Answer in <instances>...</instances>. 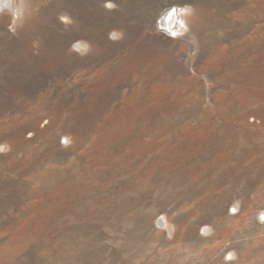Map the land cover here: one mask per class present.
Instances as JSON below:
<instances>
[{
  "label": "rangeland",
  "instance_id": "374dc122",
  "mask_svg": "<svg viewBox=\"0 0 264 264\" xmlns=\"http://www.w3.org/2000/svg\"><path fill=\"white\" fill-rule=\"evenodd\" d=\"M19 2L0 264H264V0Z\"/></svg>",
  "mask_w": 264,
  "mask_h": 264
},
{
  "label": "bare ground",
  "instance_id": "6f19581e",
  "mask_svg": "<svg viewBox=\"0 0 264 264\" xmlns=\"http://www.w3.org/2000/svg\"><path fill=\"white\" fill-rule=\"evenodd\" d=\"M57 1V0H56ZM83 0H73L74 5L76 6H82ZM19 0H0V16L4 14H10V17L13 21H16L18 19V12L20 4ZM92 3V2H91ZM60 4V3H59ZM58 4V5H59ZM95 4V3H94ZM113 5V4H112ZM87 7V5H85ZM93 6V5H92ZM61 7V6H60ZM90 7V6H89ZM95 7V5H94ZM93 7V8H94ZM84 8V7H83ZM97 8V7H96ZM166 8V7H165ZM19 9V10H18ZM44 9V8H43ZM42 9V10H43ZM89 8H87L88 10ZM190 8L188 7H182V6H171L168 9H166L162 13L160 26L165 30V32H171L176 35L183 34V31L188 26L187 25V17L188 13H191L189 11ZM57 10V9H56ZM84 10V9H83ZM97 10V9H96ZM199 10V9H198ZM83 12V11H82ZM88 12V11H87ZM93 12V11H92ZM204 12V11H203ZM91 13V12H90ZM94 13V12H93ZM95 15V14H93ZM25 16V15H24ZM27 16V15H26ZM67 16V15H66ZM190 16V15H189ZM9 17V16H8ZM35 17V16H34ZM51 17V16H50ZM200 17V16H199ZM80 18V17H79ZM99 18V17H98ZM82 19V18H81ZM20 20V19H19ZM37 20V19H36ZM44 20V19H43ZM72 21V20H71ZM29 22V21H28ZM43 25V24H42ZM189 28V27H188ZM162 29V30H163ZM42 33V32H41ZM53 34V33H52ZM24 39V38H23ZM84 43V42H83ZM81 50V49H80ZM88 51V50H87Z\"/></svg>",
  "mask_w": 264,
  "mask_h": 264
},
{
  "label": "clouds",
  "instance_id": "9594fccd",
  "mask_svg": "<svg viewBox=\"0 0 264 264\" xmlns=\"http://www.w3.org/2000/svg\"><path fill=\"white\" fill-rule=\"evenodd\" d=\"M107 6L108 7H113L114 5H112L111 3H109ZM109 38L110 39L113 38V34L112 33L109 34ZM231 211L235 212V209L233 208V209H231ZM261 219L264 220V214H262Z\"/></svg>",
  "mask_w": 264,
  "mask_h": 264
}]
</instances>
